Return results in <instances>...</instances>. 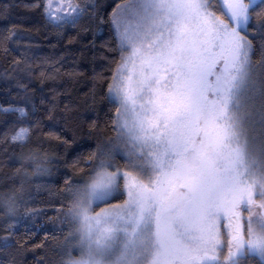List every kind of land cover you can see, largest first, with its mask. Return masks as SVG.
<instances>
[{
  "label": "snow or ice",
  "instance_id": "obj_1",
  "mask_svg": "<svg viewBox=\"0 0 264 264\" xmlns=\"http://www.w3.org/2000/svg\"><path fill=\"white\" fill-rule=\"evenodd\" d=\"M53 4L35 0L57 26L88 7ZM109 23L128 53L109 93L131 149L120 167L98 144L66 184L80 257L59 264H264V0H126Z\"/></svg>",
  "mask_w": 264,
  "mask_h": 264
},
{
  "label": "trees",
  "instance_id": "obj_2",
  "mask_svg": "<svg viewBox=\"0 0 264 264\" xmlns=\"http://www.w3.org/2000/svg\"><path fill=\"white\" fill-rule=\"evenodd\" d=\"M124 2L88 0L75 24L57 26L35 0H0V242L7 241L0 264H59L66 258L72 233L60 215L61 202L64 211L69 203L66 184L80 179L87 171L82 162L118 133L119 104L109 85L127 52L109 21ZM21 129L26 139L13 142ZM247 131L258 146L259 98ZM14 205L17 211L9 215Z\"/></svg>",
  "mask_w": 264,
  "mask_h": 264
},
{
  "label": "rangeland",
  "instance_id": "obj_3",
  "mask_svg": "<svg viewBox=\"0 0 264 264\" xmlns=\"http://www.w3.org/2000/svg\"><path fill=\"white\" fill-rule=\"evenodd\" d=\"M58 2H60V0H54L53 10L55 9V5ZM44 3L46 4L47 0H44ZM77 3L78 4H86V3H88V0H77ZM66 14H67V10L65 12L60 13V15H66ZM127 55H128V53L124 54L123 57H125ZM120 64H119L118 68L120 67ZM118 68H117V70H118ZM117 70H116L115 74L117 73ZM112 82H113V80H112ZM111 96L114 97V93L111 94ZM115 100L119 104V99L116 98ZM119 107H120V104H119ZM103 145H105L107 148L113 149L114 154L116 155V160H115L116 164L118 166H120V167H123L124 163H125L127 152H128L129 149H131V145H128V149H126L124 143L118 138V133L116 135V138L113 139V141L108 142V143H104ZM117 202H122V200L121 201H117ZM70 203H71V201L69 199L68 206L70 205ZM16 211H17L16 205L10 206L9 209H8L9 215H13ZM66 211H67V207L65 208V212ZM245 215H247V214L245 213ZM77 227H78V225H72V229H71L72 233H71L70 237L66 240V243H65V246H66L65 252H66V254L69 251H71L72 255H73V258H79L80 257V250H79V247H78L79 244H80V234L77 231ZM64 259H67V255H66V258H64Z\"/></svg>",
  "mask_w": 264,
  "mask_h": 264
}]
</instances>
